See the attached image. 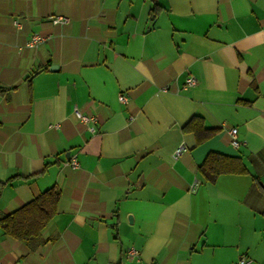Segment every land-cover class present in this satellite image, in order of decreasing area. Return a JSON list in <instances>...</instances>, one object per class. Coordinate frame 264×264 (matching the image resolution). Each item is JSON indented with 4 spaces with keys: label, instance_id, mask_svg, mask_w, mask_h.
Wrapping results in <instances>:
<instances>
[{
    "label": "crops",
    "instance_id": "1",
    "mask_svg": "<svg viewBox=\"0 0 264 264\" xmlns=\"http://www.w3.org/2000/svg\"><path fill=\"white\" fill-rule=\"evenodd\" d=\"M209 152L247 172L205 180ZM0 181V215L60 190L0 264H264V0H0Z\"/></svg>",
    "mask_w": 264,
    "mask_h": 264
},
{
    "label": "trees",
    "instance_id": "2",
    "mask_svg": "<svg viewBox=\"0 0 264 264\" xmlns=\"http://www.w3.org/2000/svg\"><path fill=\"white\" fill-rule=\"evenodd\" d=\"M183 129L193 132L197 142L203 141L214 131L206 128L202 119L197 116L190 119ZM199 171L205 180L213 182L222 173H246L247 168L237 157L209 152L199 166ZM3 183L4 181H0V186ZM59 195L60 190L51 186L16 210L1 214V231L34 247L41 242V230L56 212Z\"/></svg>",
    "mask_w": 264,
    "mask_h": 264
},
{
    "label": "built area",
    "instance_id": "3",
    "mask_svg": "<svg viewBox=\"0 0 264 264\" xmlns=\"http://www.w3.org/2000/svg\"><path fill=\"white\" fill-rule=\"evenodd\" d=\"M50 19L51 22L53 23H64L67 21V17L64 16V15H51L48 17ZM18 23V22H17ZM45 39L44 36L38 34V33H34L32 34V36L25 42V46H35L37 45L38 43L42 42L43 40ZM196 83V79L194 76L192 75H189L187 76V78L185 79V83L183 85V87H187V86H192ZM119 100L121 101H125L127 98L124 94H119ZM74 112L76 114V116L83 122L85 123H88V128L90 131H95V121H96V118L94 116H87L83 113H81L77 108H74ZM236 130L237 128L236 127H231L229 128V132L231 134V143L232 145L234 146H238L239 145V140L237 139L236 137ZM182 147H178L176 150H175V156L180 154V152L182 151ZM70 163L72 166H77V162L75 160L74 157L71 158L70 160ZM137 253V251L133 248L129 249L126 253L127 257H132L134 256L135 254ZM234 264H252L251 262V259L245 257V256H241L237 259V261L234 263Z\"/></svg>",
    "mask_w": 264,
    "mask_h": 264
},
{
    "label": "water",
    "instance_id": "4",
    "mask_svg": "<svg viewBox=\"0 0 264 264\" xmlns=\"http://www.w3.org/2000/svg\"><path fill=\"white\" fill-rule=\"evenodd\" d=\"M53 66V65H52Z\"/></svg>",
    "mask_w": 264,
    "mask_h": 264
}]
</instances>
